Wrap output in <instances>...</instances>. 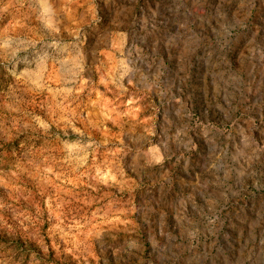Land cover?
Instances as JSON below:
<instances>
[{
  "label": "rangeland",
  "instance_id": "374dc122",
  "mask_svg": "<svg viewBox=\"0 0 264 264\" xmlns=\"http://www.w3.org/2000/svg\"><path fill=\"white\" fill-rule=\"evenodd\" d=\"M0 264H264V0H0Z\"/></svg>",
  "mask_w": 264,
  "mask_h": 264
}]
</instances>
